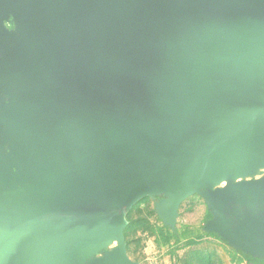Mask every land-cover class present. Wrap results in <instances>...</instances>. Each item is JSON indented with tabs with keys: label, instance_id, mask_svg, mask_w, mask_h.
Listing matches in <instances>:
<instances>
[{
	"label": "water",
	"instance_id": "1",
	"mask_svg": "<svg viewBox=\"0 0 264 264\" xmlns=\"http://www.w3.org/2000/svg\"><path fill=\"white\" fill-rule=\"evenodd\" d=\"M263 162L264 0H0V264H130L138 203ZM206 197L264 253V179Z\"/></svg>",
	"mask_w": 264,
	"mask_h": 264
},
{
	"label": "rangeland",
	"instance_id": "2",
	"mask_svg": "<svg viewBox=\"0 0 264 264\" xmlns=\"http://www.w3.org/2000/svg\"><path fill=\"white\" fill-rule=\"evenodd\" d=\"M16 31L13 18L5 22ZM4 89V86H3ZM264 179V162L239 175L192 188L180 204L173 221H165L157 204L166 196L146 198L130 212L122 231L125 253L130 264H264V253L257 254L227 238L217 227V212L207 203V193L229 184ZM118 242L110 241L81 264H110L118 255Z\"/></svg>",
	"mask_w": 264,
	"mask_h": 264
}]
</instances>
